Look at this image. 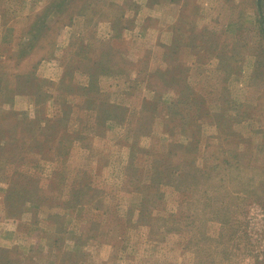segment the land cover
<instances>
[{
  "label": "rangeland",
  "instance_id": "1",
  "mask_svg": "<svg viewBox=\"0 0 264 264\" xmlns=\"http://www.w3.org/2000/svg\"><path fill=\"white\" fill-rule=\"evenodd\" d=\"M0 264H264V0H0Z\"/></svg>",
  "mask_w": 264,
  "mask_h": 264
}]
</instances>
